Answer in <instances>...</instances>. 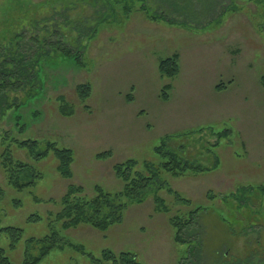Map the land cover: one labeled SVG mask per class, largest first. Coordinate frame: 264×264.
Returning <instances> with one entry per match:
<instances>
[{
	"label": "rangeland",
	"instance_id": "374dc122",
	"mask_svg": "<svg viewBox=\"0 0 264 264\" xmlns=\"http://www.w3.org/2000/svg\"><path fill=\"white\" fill-rule=\"evenodd\" d=\"M154 15L159 19L151 20ZM85 18L100 20L94 37L77 43ZM18 34L21 45L36 35L82 57L78 66L42 49L36 96L0 119V230L23 232L14 250L0 237L11 263L20 264L26 252L37 256L40 247H28V241L54 231L64 244L40 264H88L77 248L95 257L129 253L141 264H264V196L239 210L230 198H208L264 186V0H0V43L6 47ZM172 56L178 57V74L162 78L159 62ZM82 85L91 89L86 100L76 92ZM168 85L163 101L160 92ZM63 104L71 115L61 113ZM179 136H187L177 140L184 156L211 169L161 175L189 204L160 190L168 215L156 212L149 193L141 204L128 203L122 222L104 233L85 225L61 229L56 204L69 186L82 187L87 198L96 187L115 195L123 184L114 166L135 161L146 175L144 163L161 162L154 149ZM10 140L70 150L72 179L59 177L51 153L37 161ZM6 151L41 175L35 186L16 190L8 184L1 167ZM104 153L110 156L99 160ZM198 207L200 236L186 232L191 241L176 244L169 216L184 218Z\"/></svg>",
	"mask_w": 264,
	"mask_h": 264
},
{
	"label": "trees",
	"instance_id": "16d2710c",
	"mask_svg": "<svg viewBox=\"0 0 264 264\" xmlns=\"http://www.w3.org/2000/svg\"><path fill=\"white\" fill-rule=\"evenodd\" d=\"M158 17L160 15H154L151 17V20L159 19ZM61 19L66 21L65 18ZM98 20L100 19L91 21L85 18V20L80 21L84 28L81 31H77V43L87 41L94 37ZM216 20L219 21L218 18ZM23 38L19 34L14 36L6 47L0 43V119L5 116L6 112L18 110L24 104L22 102L29 101L36 96V92L40 88L37 69L39 61L43 57L42 49L47 47L53 53L58 52L67 58L73 59L78 66L81 65V52H73L71 49L63 47L59 41L50 43L44 39H39L35 35L28 42L21 45L20 40ZM36 46H39V48L36 49ZM158 70L162 78H174L178 74V57L172 56L171 58L160 61ZM220 88L217 87L216 89L220 90ZM169 90V85L162 88L160 95L163 101L168 100L167 92ZM90 91L91 89L88 85L78 86L76 90L81 100H86L89 97ZM127 100L130 102L131 98H127ZM60 111L63 115L72 114V109L65 104L62 105ZM223 134H219L218 136ZM182 137L187 136L166 137L162 140L160 146L154 149L155 155L161 160L159 167L150 163H144L143 167L147 172L146 175L137 169V163L135 161H126L114 166V175L123 184L122 191L115 195L107 194L101 188L96 187V195L92 198H87L83 195L84 191L82 187L69 186L58 204L54 201L49 202L59 207L55 215V220L61 224V229H75L85 225L93 230L104 233L122 222L123 214L128 203L141 204L145 201L149 193L152 194L156 212L168 215L170 208L158 195L160 190H164L172 197L173 201L179 204H189V201L182 198L166 181L162 180L161 175L166 174L172 178H180L188 174H197L211 169L196 166L184 156L185 146L182 144L178 145V141L183 140ZM10 141L19 148L26 150L28 155L37 161L45 159L51 153L57 161L56 171L59 177L67 180L72 179L71 164L73 157L70 150L58 149L52 143H46L45 150H41V144L37 141ZM108 155L110 156L109 153L100 154L97 158L99 160L106 159L109 157ZM216 165L217 163L214 164L212 169H215L217 167ZM1 167L8 176V184L16 190L31 188L41 178L39 173H35L26 164L20 161H13L8 151L2 155ZM257 195H259V198L264 196V186L256 189H253V187H239L236 193L230 196L220 195L217 197L209 193L208 198L211 200L219 198L225 202L230 198L236 201L239 210L249 206L252 207V205H249L251 202L247 200L252 198L257 200ZM34 202L39 203L40 201L34 198ZM200 210L201 208L199 207L195 208V210L185 214L186 217L184 218L178 215L169 216L168 220L175 230L173 239L176 244L183 245L191 241L185 240L186 232H190L188 233L190 236L195 233V238L200 236V229L202 227L201 221L197 218ZM38 220L39 218L37 217L30 218L31 222ZM193 226L195 232H193ZM189 229L192 230L189 231ZM1 236L9 239V247L11 250H14L16 245L22 240L23 232L21 229L7 227L0 230ZM63 242V238L60 237L59 233L54 231L50 232L48 236L43 237L41 240H29L27 243L28 247L38 246L40 247V251L37 256H31L30 253L26 252L20 264H40L50 251L61 249L64 244ZM77 250L87 257L88 264H141L129 253L116 255L111 251H103L98 257H95L88 253L84 254L82 248H77ZM199 252L200 250L198 251L197 259L199 258ZM182 260L184 261L185 259ZM0 264H13L5 256L2 249H0Z\"/></svg>",
	"mask_w": 264,
	"mask_h": 264
}]
</instances>
